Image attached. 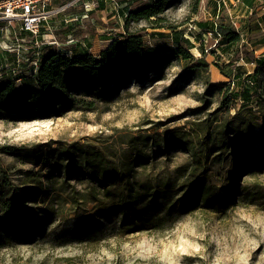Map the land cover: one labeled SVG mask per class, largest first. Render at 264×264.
<instances>
[{"label":"rangeland","instance_id":"374dc122","mask_svg":"<svg viewBox=\"0 0 264 264\" xmlns=\"http://www.w3.org/2000/svg\"><path fill=\"white\" fill-rule=\"evenodd\" d=\"M176 1L164 14L162 28L153 29L142 21L131 23L127 29L123 15L110 19L111 10L120 15L112 6L109 15L89 16L74 33L64 28L56 37L42 35L45 43L56 39L55 50L73 54L89 50L94 56L112 40L129 34L143 35V48L150 56L171 54L177 48L174 41L179 39L194 59H174L161 73L146 69L107 99L96 100L82 92L75 96L94 101L93 108L84 104L79 109L56 105L57 112L52 109L29 119L0 113V192L16 195L41 231L24 240L1 230L0 264H264V198L257 195L260 192L264 196V171L256 179L253 172L241 175V200L233 207L176 212L160 227L123 235L118 224L95 216L99 206L88 193L91 181L76 175L66 179L65 174L51 172L49 164H35L37 155L43 152L65 150L77 144L119 154L130 150V140L147 136L151 141L171 139L174 131L217 111L227 88L233 99L231 115L245 106L253 108L259 118L255 133L264 136V70L256 73L258 67L252 60L264 55V32H254L243 41L248 45L246 51L227 55L209 34L210 29L199 27L201 23L218 21L213 15L215 0ZM246 16L240 12L239 21L246 22ZM3 27L4 24L0 25V78L14 77L15 70L22 72L23 79H16H21L18 87L24 91L31 80L35 36L21 34L27 42L24 49L20 48L18 68V53L13 52L19 45V31L7 33ZM69 32L73 44H68ZM194 67L197 71L191 72ZM250 79L254 84L249 85L251 92L247 94L246 81ZM209 85L226 89L210 97L205 94ZM203 107L205 110L197 114ZM223 113L220 111L218 117ZM188 161L180 150L169 158L159 153L150 159L146 175L153 178L160 173H174ZM38 179L42 191L30 200L27 196ZM214 182L218 188L224 185L223 177H215ZM30 221L27 219L23 226H30Z\"/></svg>","mask_w":264,"mask_h":264},{"label":"trees","instance_id":"16d2710c","mask_svg":"<svg viewBox=\"0 0 264 264\" xmlns=\"http://www.w3.org/2000/svg\"><path fill=\"white\" fill-rule=\"evenodd\" d=\"M137 2L138 5L126 9L127 29L131 23L140 24L142 21L149 23L153 29L162 28L164 14L177 1ZM245 3L252 6L254 0H245ZM217 19L212 24L201 23L199 27L209 28V34L227 55L240 53L241 49L246 51L248 45L243 43L241 32L228 21L227 16ZM259 31L251 28L250 35L261 33ZM174 42L176 51L156 56L145 54L141 34H129L125 38L112 40L98 56L89 50L73 54L55 50L52 45L44 46L39 56H35V51L32 53L28 89H19L17 77L0 78V113H14L20 118L29 119L34 118L36 113L55 110L56 105L79 109V105L84 104L93 108L94 101L75 96L82 92V95L96 100L107 99L116 95L119 89L126 88L131 78L136 80L146 69L161 73L174 59H194L189 50L180 45L179 39ZM252 51L255 52V49ZM252 60L258 67L256 73L263 72L264 55ZM35 62L37 66H34ZM195 68L190 71L194 72ZM18 76L24 77L22 72ZM249 81L252 80L246 81L247 94L254 84ZM225 89L209 85L205 94L215 97ZM225 91L217 111L202 121L189 122L180 131H174L171 139L151 141L147 136L138 141L130 140V150L119 154H110L89 144H77L65 150L43 152L37 155L35 164H49L52 166L51 172L59 176L65 174L66 179L76 175L91 181L88 193L99 206L95 216L118 224V231L123 235L160 227L176 212L186 214L198 208L233 207L241 200V175H251L253 172L252 176L256 179L264 171V136L255 133L259 128V118L253 108L245 106L231 115L233 99L229 89ZM203 110L205 107L196 113L201 114ZM220 111L225 113L218 117ZM175 138L179 140L173 141ZM175 150L188 156L189 161L185 165L178 167L174 173H160L153 178L146 175L152 156L156 158L161 153L169 158ZM215 177H223L224 185L221 188L215 184ZM34 184L33 192L27 196L30 200H34L42 191L40 179ZM9 194L0 192V232L4 230L8 236L24 240L33 238L40 231L35 225L36 220L16 195ZM257 195L264 198L260 192ZM27 219L31 220L30 226H23Z\"/></svg>","mask_w":264,"mask_h":264},{"label":"built area","instance_id":"2783aa9c","mask_svg":"<svg viewBox=\"0 0 264 264\" xmlns=\"http://www.w3.org/2000/svg\"><path fill=\"white\" fill-rule=\"evenodd\" d=\"M84 0H0V25H3L7 31L10 33L11 30L15 33L16 30L19 31V37L16 38V43L19 45L14 49L13 53H18L17 66L20 67V48L24 49V44L27 42L26 37L21 36V34H29L35 36L33 43V51H35V56H39L41 49L44 46H56L58 43L55 40H49V42H44L41 30H49L51 27V19L64 15L75 7L79 6ZM112 3L115 12L118 13L121 10V5L117 0H107ZM84 4V13L75 16L71 22L79 24L85 19H88L90 13L94 9L90 8L87 3ZM128 13H125L126 18ZM66 22H70L67 21ZM42 37V38H41ZM41 38V39H38ZM70 41L68 44H73L75 41L72 39V35L69 36ZM37 66V63H34ZM2 67H0V70ZM14 77H18V71L15 70ZM18 83L21 79L16 80ZM250 84H253L249 81Z\"/></svg>","mask_w":264,"mask_h":264},{"label":"crops","instance_id":"0c3cea01","mask_svg":"<svg viewBox=\"0 0 264 264\" xmlns=\"http://www.w3.org/2000/svg\"><path fill=\"white\" fill-rule=\"evenodd\" d=\"M117 1L121 5L120 15L114 14L111 10V13L113 15L110 17V19H113L115 17L119 19L121 15L124 16L125 12H127L126 9L128 8V6L137 5L136 1L138 0H117ZM83 3L89 4L90 8L94 9V12H92V14L90 13V17L92 18L94 17V15L97 14H99V16L109 15L108 12L112 8V3L108 2L107 0H84L82 3H79L78 7L73 8L64 15L52 18L50 31L41 30V32L44 31L41 34L43 35L44 33H46V35L48 34L50 36L56 37L57 35L55 34L59 30H62L64 28H70L71 33H74L77 30H79V28H81V23L79 22V24H75L74 22L71 21L75 16L84 13ZM214 4L216 8L213 11V15H215L217 18L221 16L220 14L223 15L227 14L226 16L228 18V21L235 26L236 30L241 32L244 41H246V39H248V37L250 36L251 28L260 29L259 32L261 33L264 32V0H254L252 6H248L245 3V0H215ZM240 12H243L245 16L247 15L246 22L239 21L238 14ZM66 20L70 22H66ZM91 22L92 24H94L95 21H91ZM70 32L67 34L72 35Z\"/></svg>","mask_w":264,"mask_h":264}]
</instances>
